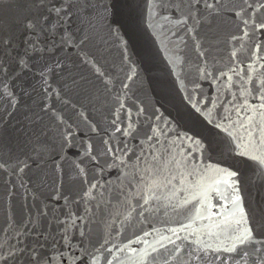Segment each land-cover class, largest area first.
I'll list each match as a JSON object with an SVG mask.
<instances>
[{
  "label": "snow or ice",
  "instance_id": "obj_1",
  "mask_svg": "<svg viewBox=\"0 0 264 264\" xmlns=\"http://www.w3.org/2000/svg\"><path fill=\"white\" fill-rule=\"evenodd\" d=\"M143 2L138 18L117 19L116 0H17L21 18L0 20V99L14 111L17 90L31 98L38 87L42 98L15 143L0 128V187L8 178L0 264H264V209L242 206L240 169L207 175L194 154L221 145L146 110L137 96L144 61L124 32L142 25L190 109L225 134L232 153L264 168V0ZM221 44L227 64L214 54ZM204 82L216 85L214 96ZM213 109L215 121L205 116ZM94 115L113 130L85 146L78 132L97 131ZM76 148L92 168L63 167ZM121 208V227L168 208L188 222L116 243L93 225Z\"/></svg>",
  "mask_w": 264,
  "mask_h": 264
},
{
  "label": "water",
  "instance_id": "obj_2",
  "mask_svg": "<svg viewBox=\"0 0 264 264\" xmlns=\"http://www.w3.org/2000/svg\"><path fill=\"white\" fill-rule=\"evenodd\" d=\"M145 5L143 0H116L115 11L118 13L117 19H123L127 17V14L131 13L134 18H138ZM22 10L21 6L17 3V0H2L0 2V20L5 25L12 23L13 21L21 18ZM235 25H232L226 31H236ZM126 38L129 39L131 45V51L133 59L143 63H140L141 77L137 81V87L141 90L137 92L139 101L143 104L147 111L151 112L155 108H159L163 113L164 118L172 122V127L180 132L187 133L188 135L201 134L202 137L211 138L215 143L221 145L220 149L215 151L205 152L204 154L195 153L200 161V169H205L207 166V175H218L217 170L221 168H239L242 176L240 177L242 183L240 185V195L242 196V206L246 210H258L264 209V168H259L255 163L246 161L241 157L236 156L227 146V138L223 132H217L207 121L196 114L183 100V96L186 94L180 90L173 75L170 74L168 65L165 62L164 56L157 53L156 46L145 32L142 25L136 30H130L127 25L124 29ZM217 58L223 57V63H228V48L226 45L221 44L220 48L214 53ZM113 56L117 58L119 53L113 50ZM30 83H36L38 80L30 81ZM190 87V86H189ZM216 85L208 82L203 83V91L208 96L215 95ZM37 92L33 93V96L29 98L24 96L17 90V97L19 103L16 109L13 111L8 104L7 98L0 99V114H3L4 124L0 125L3 129V134L6 141L15 143L20 137L19 129L27 123V117L33 115L34 111L38 110V105L41 103V96ZM12 111V115L8 116L7 113ZM217 109H213L211 112L205 113V116L209 120L215 121ZM99 127L96 132H89L86 136L83 131H79L78 135L81 140L84 141L85 146L88 142L94 145H99L101 138L108 139L105 135V131L111 133L113 126L108 123L107 118H101L98 115L93 117ZM101 129H104L103 131ZM91 137L89 141L88 137ZM119 136V134H117ZM115 139V138H113ZM135 143V142H133ZM77 152L79 153L77 155ZM83 161V166L87 169L92 168V162L88 161L84 157L83 149H72L70 154H67V158L61 163L63 167L70 171L73 165L77 162ZM106 177H111L116 183L115 171L106 173ZM14 178V177H13ZM54 178V177H52ZM5 179V187H7V177ZM15 179V178H14ZM51 179V178H50ZM5 187H0V225L3 224L5 219V213L7 210V196L5 194ZM80 185H77L75 190H78ZM55 188V184H52V188L47 190L44 195L50 197L51 191ZM65 189H62V191ZM74 190V191H75ZM58 203V202H54ZM133 205L135 200L132 201ZM19 200L14 201V205L18 206ZM82 208V206H80ZM122 213V214H119ZM113 211L112 216L105 215L103 220H100L93 227L97 229L98 234L101 237H109L116 243L127 242L128 240L136 239L137 235H142L144 231H152L153 227L157 229H163L166 227H179L178 222L187 223L186 218L181 214L177 215L171 208L167 209V215L162 213H151L147 220H143L139 217L133 219L131 224L125 222L121 227L120 220H123L124 215L127 214L126 210L121 208ZM136 214L133 213V216ZM115 220V224H113ZM167 221V223H165ZM207 223V222H205ZM259 227V224H256ZM120 229V235L116 236L114 229ZM111 233V236H109ZM149 240L153 237H148ZM132 247H140L138 244H133ZM103 264V261H101Z\"/></svg>",
  "mask_w": 264,
  "mask_h": 264
}]
</instances>
